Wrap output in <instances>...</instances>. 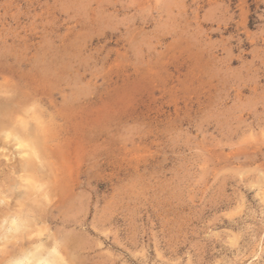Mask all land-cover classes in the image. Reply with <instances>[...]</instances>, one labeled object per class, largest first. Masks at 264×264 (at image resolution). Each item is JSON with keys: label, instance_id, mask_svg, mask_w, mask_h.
<instances>
[{"label": "rangeland", "instance_id": "rangeland-1", "mask_svg": "<svg viewBox=\"0 0 264 264\" xmlns=\"http://www.w3.org/2000/svg\"><path fill=\"white\" fill-rule=\"evenodd\" d=\"M22 207L64 264H264V0H0V226Z\"/></svg>", "mask_w": 264, "mask_h": 264}, {"label": "bare ground", "instance_id": "bare-ground-1", "mask_svg": "<svg viewBox=\"0 0 264 264\" xmlns=\"http://www.w3.org/2000/svg\"><path fill=\"white\" fill-rule=\"evenodd\" d=\"M35 119L37 120V118ZM16 125L17 131H21L24 136L21 138L15 137L18 146L21 148L20 154L24 166L27 169L33 168L37 164L41 166L43 153L41 147L44 146L45 142L44 126L35 123V127H32V124L30 125L27 121H24L21 118L17 119ZM5 136L8 137L9 134H5ZM26 181L28 180H25V182ZM34 185H36V183L27 184V187L32 189L34 188ZM34 211V208L22 207L18 211L8 214L6 225H4V227L0 226L1 249L17 247V243H21L29 236L31 233L30 227H32L33 224V220L30 217ZM1 264H64V261L56 253L55 246L53 245L50 247H42L41 244L25 245L21 243L14 253H8Z\"/></svg>", "mask_w": 264, "mask_h": 264}]
</instances>
